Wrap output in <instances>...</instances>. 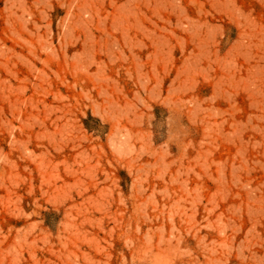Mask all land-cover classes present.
I'll use <instances>...</instances> for the list:
<instances>
[{"label":"rangeland","instance_id":"374dc122","mask_svg":"<svg viewBox=\"0 0 264 264\" xmlns=\"http://www.w3.org/2000/svg\"><path fill=\"white\" fill-rule=\"evenodd\" d=\"M0 264H264V0H0Z\"/></svg>","mask_w":264,"mask_h":264}]
</instances>
